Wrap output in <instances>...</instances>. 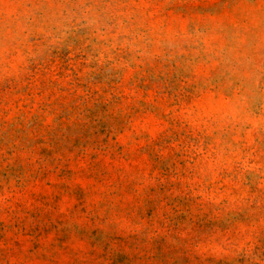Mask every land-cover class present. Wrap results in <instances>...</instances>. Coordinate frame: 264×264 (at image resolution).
Listing matches in <instances>:
<instances>
[{
    "label": "rangeland",
    "instance_id": "374dc122",
    "mask_svg": "<svg viewBox=\"0 0 264 264\" xmlns=\"http://www.w3.org/2000/svg\"><path fill=\"white\" fill-rule=\"evenodd\" d=\"M0 264H264V0H0Z\"/></svg>",
    "mask_w": 264,
    "mask_h": 264
}]
</instances>
